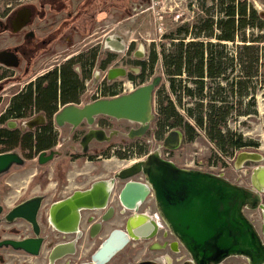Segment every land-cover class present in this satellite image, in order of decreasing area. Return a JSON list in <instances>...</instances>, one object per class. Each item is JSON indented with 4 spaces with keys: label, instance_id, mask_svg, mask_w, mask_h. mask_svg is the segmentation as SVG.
<instances>
[{
    "label": "trees",
    "instance_id": "trees-1",
    "mask_svg": "<svg viewBox=\"0 0 264 264\" xmlns=\"http://www.w3.org/2000/svg\"><path fill=\"white\" fill-rule=\"evenodd\" d=\"M200 1L207 18L165 37L171 40L170 49L162 46L158 53L153 48L147 61L135 64L140 74H131L129 79L138 87L143 86L162 60L168 89L163 86L155 92V138L163 141L172 131H181L184 141L192 143L198 131H204L222 156H235L258 148L230 131L228 124L235 116L257 115V94L264 90V14L249 0ZM229 45L235 48L230 49ZM96 59L97 55H84L71 60L61 72L49 73L15 94L0 116V154L21 149L32 159L53 150L58 144L54 117L60 107L81 104ZM113 61L110 56L102 69ZM6 78V73L0 74V82ZM100 93L114 98L119 96L120 88L104 85ZM187 99L189 102L184 104ZM36 115H44L47 125L35 133L6 128L9 122L31 120ZM133 151L134 155H147L143 144L135 145Z\"/></svg>",
    "mask_w": 264,
    "mask_h": 264
},
{
    "label": "water",
    "instance_id": "water-1",
    "mask_svg": "<svg viewBox=\"0 0 264 264\" xmlns=\"http://www.w3.org/2000/svg\"><path fill=\"white\" fill-rule=\"evenodd\" d=\"M11 59H14L13 56L6 52L0 53L1 64L9 68L17 67V63ZM113 72L119 74L113 75ZM126 75L124 70H110L109 79ZM161 81V77H156L150 84L139 87L133 93L100 99L82 107L65 106L55 116V123L59 127L68 124L77 128L84 122L94 125L100 116L112 117L139 124L140 129L132 130L129 137L140 138L155 122V92ZM45 124L46 118L39 115L23 123L22 130H33ZM13 125L17 126V123H8L9 128ZM94 140L109 142L111 137L104 130H90L81 140L84 153L88 152ZM183 140L181 131H172L165 138L163 148L175 151L182 146ZM57 155L55 151L43 152L38 157L39 163L44 165L53 161ZM262 160L261 155L244 151L238 155L237 164L249 161L260 163ZM24 163L25 160L17 152L0 154V174L8 172L14 165ZM138 175L145 177V184L132 181ZM116 178L128 181L121 193V200L130 210L137 211V203L145 201L150 193L153 194L160 217L190 257L185 264H224L233 257H243L253 264H263L264 244L254 224L245 215V210L260 209L264 213V166L252 172L251 188H244L231 184L222 176L180 168L163 160L157 151L120 171ZM114 182L115 179L97 181L89 189L75 191L65 201L54 205L51 220L55 228L67 234L78 232L80 211L105 208ZM40 203L39 198L29 203L31 220L35 226ZM25 214V210L14 212V215L26 218ZM143 223L144 218H140L129 222L127 232L113 231L94 253L92 264L109 263L126 249L131 240L152 239L153 229ZM40 244L41 240H38L37 249ZM63 249L65 253L73 254L75 243L57 248L55 254L59 256Z\"/></svg>",
    "mask_w": 264,
    "mask_h": 264
},
{
    "label": "flooded vegetation",
    "instance_id": "flooded-vegetation-1",
    "mask_svg": "<svg viewBox=\"0 0 264 264\" xmlns=\"http://www.w3.org/2000/svg\"><path fill=\"white\" fill-rule=\"evenodd\" d=\"M118 3L119 0H0V53L6 52L7 55L13 56L14 59L11 60L17 63V67L9 68L0 62V71L22 70L26 72L33 70L37 73L41 69L52 68L51 71L37 78L34 81L36 82L49 73L61 72L62 69H65V64L78 57L84 55H97L98 57L101 55L102 45L104 49L115 53L107 48L108 41L116 38V36L109 35L111 30L108 32V29H111L112 19L116 18ZM121 5L128 6V1H124ZM102 15H104V20L109 18L110 22L107 25L104 21L103 26H97ZM95 36L98 37L95 38ZM102 37L104 40L101 42ZM92 38H95L94 41H90ZM95 41L98 42L93 44ZM70 55L74 58H68L65 62V56ZM110 56L114 57L115 55L110 54ZM98 59H96L93 70L97 67ZM59 60L62 62L60 65H52ZM76 71L81 73L79 67ZM97 95L98 100L109 98L103 97L100 91ZM37 116L39 115L35 117ZM107 118L121 121L112 117ZM46 125L47 120L45 125L39 126L37 129ZM137 125V129H140V125ZM154 139L157 140L155 129ZM158 150L155 152H173L164 149L163 145H160ZM87 153L83 151L84 155ZM35 157L37 156L32 159L28 158V161H34ZM26 162L25 160L23 165H14L8 172L0 174V264H92L94 253L113 231L127 232L129 222L140 218H144L143 225H149L153 229L152 235L154 237L152 239L131 240L126 247L127 249L129 246H133L134 249L131 254L117 258L125 249L107 264H140L144 262L185 264L189 260V255L172 233L160 228L155 218L158 211L153 194L150 193L145 201L137 203V211L128 209L121 200V193L128 181L116 178L117 174L108 178L115 179V182L105 208L81 210L78 232L67 234L59 231L51 220L52 209L54 205L65 201L74 192L68 194L69 186L65 184V180L62 181L63 190L61 192H48L49 184L47 181L43 184H35L33 189L38 187L44 191L40 195H32L27 191H13L12 188L18 184V179L13 180L12 175L15 174L16 168H23ZM38 164L41 165L39 160ZM34 177L38 176L35 175ZM132 181L146 183L143 175L138 179H132ZM90 187L91 185L87 189ZM15 193L20 194L18 199H15L17 197ZM37 198L41 199V203L35 226L31 220L29 203ZM20 210H25L26 218L14 215V212ZM256 212H259L257 217L254 216L257 214ZM248 213H253L249 214L253 218L260 217L263 224L260 229L256 226V221L248 216ZM245 215L254 224L264 244L263 211L247 209ZM38 240H41V244L37 249L36 242ZM71 243H75L73 254L65 253V249L59 253V256L55 254L57 248L65 247ZM93 247L95 248L93 249ZM165 252L168 254L161 255ZM149 254L158 256L153 259H140ZM135 258L140 260L137 261ZM115 260L117 261L115 262ZM224 264L253 263L243 257H233L227 259Z\"/></svg>",
    "mask_w": 264,
    "mask_h": 264
},
{
    "label": "rangeland",
    "instance_id": "rangeland-1",
    "mask_svg": "<svg viewBox=\"0 0 264 264\" xmlns=\"http://www.w3.org/2000/svg\"><path fill=\"white\" fill-rule=\"evenodd\" d=\"M124 1L126 0H119L116 18L112 19V26L111 29H108V32L111 30L109 35L116 36V38L121 40L126 50L122 53H113L104 49L103 45L101 46V55L97 57L99 58L97 67L93 70L91 78L85 84V91L81 96L80 107L97 101L99 98L97 94H99L100 88L104 85L107 87L118 86L120 88L119 96L128 95L136 91L141 86L138 87L137 84L129 79L131 74L135 76L140 74V69L135 64L147 61L153 48H156L158 53H161L162 46L170 49L171 40L165 37L175 34L180 27L186 25L192 27L199 19L207 18L206 12L202 11V1L200 0H164L162 7L156 10L162 15L163 32L160 33V24L155 21L154 12L152 10L147 11L149 7L147 0H127L128 6L121 5ZM249 2L259 13L264 14V0H249ZM208 5H211L210 1ZM124 7L126 9H123ZM101 17V20L97 22V26H103L104 21L108 25L110 22L109 18L104 20V15ZM252 32L257 34L256 31ZM97 37L95 36V38ZM95 38L90 39V41H94ZM103 40L104 37H102L101 42ZM97 42L95 41L93 44ZM229 48L233 49L235 46L229 45ZM110 54L115 55L114 62L106 66L104 70L101 69V63L103 65L104 61L110 57ZM71 57V55L65 56V62L68 58H74ZM60 63H62L61 60L52 63V65H60ZM51 69V67H47L39 70L37 73L33 70L26 72L22 70L0 71V74L6 73L7 76L3 82H0V100L2 101L0 115L7 108L9 101L15 94L22 91L29 83L34 82L40 76L51 71ZM115 69L124 70L127 75L109 79L110 70ZM156 77L162 78L161 84L157 89L163 86L168 89L162 60L158 62L153 76L144 85L150 84ZM186 102H189L188 99L184 101V104ZM256 111L257 115H251L250 117H233L229 121L228 129L237 135H241L244 140L257 144L258 148H249L245 152L261 155L263 157L262 162L249 161L238 166L237 157L242 151L235 154V156H222L204 131H198V136L192 143L183 140V144L179 149L170 153L163 151L162 158L172 161L180 168L204 170L222 176L228 182L238 187L251 188L252 172L257 167L264 166V90L259 91L257 94ZM179 112L186 118V121L193 124V121L186 117L182 109H179ZM26 121L16 122L17 126L13 125L12 128H6L9 130L17 129L22 131V133H35L37 128L22 130V125ZM137 128L138 125L135 123L125 120L116 121L104 116L98 117L92 126L88 123H83L77 128L68 124L64 127H59L54 120V130L58 134V144L53 151L59 154L53 161L42 166L38 164V156L34 158V161H28L29 156L23 150L16 149L15 152L21 154L27 162L23 168H16L15 174L12 175L13 180L18 179V184L12 189L13 191H27L32 195H40L44 191H41L38 187L37 189L33 188L35 184H43V182L47 181L49 184V188L47 187L48 192H61L63 190L62 181L65 180V184L69 186L67 192L70 194L78 190L87 189L97 181L107 180L134 163L145 160L149 153L155 152L160 145H163L164 140L159 141L154 139V122L149 126L143 138H128L130 132L138 130ZM90 129L104 130L111 137V140L107 143L94 141L89 146V152L84 155L81 140ZM140 144L145 146L147 150L146 156L134 155V146ZM118 152L123 157L117 155L116 153ZM129 155L131 157H128ZM35 175L38 177H34ZM141 176H135L133 179H138ZM15 194L17 195L15 199H18L20 194ZM256 213L255 217H257L259 212ZM249 214L253 213H248V216L251 217L252 215ZM255 217L251 218L256 221L255 224L260 229L263 226L261 219L260 217ZM133 249V246H129L117 258L130 255ZM163 254L167 255L168 253H161V255ZM157 256L149 254L140 259H153ZM138 258H135V260H140Z\"/></svg>",
    "mask_w": 264,
    "mask_h": 264
},
{
    "label": "built area",
    "instance_id": "built-area-1",
    "mask_svg": "<svg viewBox=\"0 0 264 264\" xmlns=\"http://www.w3.org/2000/svg\"><path fill=\"white\" fill-rule=\"evenodd\" d=\"M163 1L164 0H148V4H149V7H148V9H147V11L148 10H152L153 12H154V15H155V21L156 22H158L159 24H160V28H159V32L160 33H162L163 32V27H162V15L158 12V11H156L157 10V8H161L162 7V5H163ZM64 108V107H63ZM63 108H60L59 109V111H61ZM159 151V150H158ZM152 153H155V152H151V153H149V155L150 154H152ZM148 155V156H149ZM147 156V157H148ZM146 157V158H147ZM161 158H162V152H161ZM163 160H165V161H169V160H166V159H164V158H162ZM169 162H172V161H169ZM173 163V162H172ZM192 170H197V171H201V172H206V171H204V170H200V169H192ZM206 173H210V172H206ZM211 174H213V173H211ZM155 218H156V220H157V222H158V224H159V226H160V228L161 229H163V230H168V228H167V226L165 225V223L163 222V220H162V218L160 217V215L157 213V214H155ZM189 260H190V257H189ZM188 260V261H189Z\"/></svg>",
    "mask_w": 264,
    "mask_h": 264
},
{
    "label": "bare ground",
    "instance_id": "bare-ground-1",
    "mask_svg": "<svg viewBox=\"0 0 264 264\" xmlns=\"http://www.w3.org/2000/svg\"><path fill=\"white\" fill-rule=\"evenodd\" d=\"M124 47H125L124 43L121 40L117 39V38H113V39H111V40L108 41L107 48H110L112 51H114L116 53H122L124 51ZM115 73L119 74V72H113V75H115ZM141 127H144V126L142 125ZM93 130H96V129H93ZM241 165H243V164H241V163L238 164V166H241Z\"/></svg>",
    "mask_w": 264,
    "mask_h": 264
}]
</instances>
